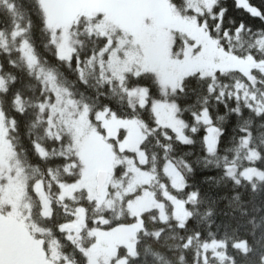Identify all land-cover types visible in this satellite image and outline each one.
Listing matches in <instances>:
<instances>
[{"label":"trees","instance_id":"1","mask_svg":"<svg viewBox=\"0 0 264 264\" xmlns=\"http://www.w3.org/2000/svg\"><path fill=\"white\" fill-rule=\"evenodd\" d=\"M170 1L180 14H192L187 0ZM246 2L259 14L237 0H216L211 8L201 5L198 22L226 51L264 61V0ZM100 20V16L82 17L72 26L76 50L70 60H63L38 0H0V109L13 122L9 140L26 176L27 221L38 229L34 237L44 256L52 260L54 246L62 257L58 264H88L87 254L95 243L93 230H111L136 221L128 206L133 194L120 199L110 189L103 204L99 195L89 199L84 189L72 198H58L61 185L81 179L82 165L71 131L64 126L50 129V110L58 93L45 81L49 74L51 82L80 108L87 107L93 122L104 110L118 118L139 120L144 132L141 148L147 158L143 168L155 176L151 189L156 199L165 201L171 213L172 205L164 196L167 190L189 209L184 224L173 218L161 220L155 209L143 212L134 237L135 254H127L129 235L117 244L118 257L127 256L126 264H205L198 259L203 244L221 241L226 257L220 261L208 252L210 263L264 264V178L237 181L227 173L229 166L238 170L256 166L264 172V72L253 69V80L241 71L216 72L212 77L196 73L185 77L180 88L164 94L151 72L133 68L122 80L113 75L108 61L124 34L120 30L110 33L108 46L109 37L95 29ZM25 46L32 51L33 66L23 55ZM139 89L146 90L144 104L131 97ZM159 100L175 101L190 141L183 142L173 130L158 125L151 105ZM205 110L219 129L214 154L206 147L207 125L199 120ZM250 149L257 152L256 159L250 158ZM168 161L183 176V189L171 185L165 172ZM124 167L117 165L114 177H120ZM37 182H42L50 199L49 216L43 214L34 188ZM80 208L84 209V227L72 232L71 240L64 226L80 220ZM239 242L246 246L237 247ZM99 258L100 264H107L103 254Z\"/></svg>","mask_w":264,"mask_h":264},{"label":"rangeland","instance_id":"2","mask_svg":"<svg viewBox=\"0 0 264 264\" xmlns=\"http://www.w3.org/2000/svg\"><path fill=\"white\" fill-rule=\"evenodd\" d=\"M38 1L59 58L70 60L76 50L77 41L72 36V26L82 17L90 19L100 16L101 20L95 25V29L109 37L108 46L112 44L110 33L120 30L124 34L119 38L108 61L113 75L122 80L124 74L133 68L151 72L156 75L164 94L180 88L185 77L196 73L203 77H212L216 72L241 71L253 80V69L264 72V61H258L250 55L240 58L226 51L209 36L204 25L198 22V15L203 12L201 5L211 8L216 0H187V9L192 11V14L185 15L180 14L170 0ZM237 2L259 14L246 0ZM177 44L178 50L175 49ZM23 55L27 63L33 66L34 56L29 47L23 48ZM51 79L52 75L45 76L50 90L58 94L50 110V129L64 126L71 131L82 165L81 179L61 185L58 198H72L76 191L84 189L89 199H98L96 176L99 171L108 173L107 183L99 196L100 204L106 202L105 198L110 189L114 197L120 199L123 195L133 194L134 197L128 206L136 221L131 225L111 230H93L91 234L95 237V243L87 254L88 264H100V254L106 257L102 260L107 264L113 259L114 264H126L128 257H118L117 244L123 241L125 236L131 235L125 247L129 256L135 254L134 237L142 225L143 212L155 209L161 220L173 218L179 224H184L189 216L187 204L165 190V199L172 205L170 213L167 203L156 199L154 190L151 189L155 176L143 168L147 158L141 148L144 132L139 120L118 118L109 110H104L96 115L95 123L89 117L87 107L80 108L67 93L65 95L52 83ZM2 88L3 80L0 77V90ZM131 97L139 104H144L147 100L146 90H134ZM151 108L159 126L170 128L183 142L190 141L186 125L178 116L175 101H155ZM199 120L207 125L206 147L210 154H214L217 150L219 129L212 125L206 110L199 116ZM12 128L13 122H8L0 109V264H58L62 257L56 248L51 246L54 250L52 260L45 257L41 243L34 237L38 229L30 226L27 221L30 212V205L26 201L27 182L9 140ZM125 152H131L135 156L129 157L124 155ZM119 153H122V156ZM257 157V152L250 149V158ZM119 164H123L125 170L116 178L115 168ZM165 172L174 188L185 187L183 176L171 161L166 163ZM227 173L237 181L264 178V172L256 166L242 170L229 166ZM34 188L41 201L43 214L49 216L50 199L43 189L42 182H37ZM79 213L81 217L77 223H68L77 229L68 230V224L64 226L71 240H74L72 232H80L84 227V209L80 208ZM236 246L244 248L246 243L239 242ZM223 247L224 243L221 241L204 243L199 253V261L214 264L209 262L208 252H211L212 257L223 261L226 257L222 251Z\"/></svg>","mask_w":264,"mask_h":264},{"label":"water","instance_id":"3","mask_svg":"<svg viewBox=\"0 0 264 264\" xmlns=\"http://www.w3.org/2000/svg\"><path fill=\"white\" fill-rule=\"evenodd\" d=\"M96 180H97V193L100 196L103 188L105 187V185L107 183L108 173L106 171H99L97 176H96ZM67 229L68 230H74L77 228L72 224H68Z\"/></svg>","mask_w":264,"mask_h":264},{"label":"snow or ice","instance_id":"4","mask_svg":"<svg viewBox=\"0 0 264 264\" xmlns=\"http://www.w3.org/2000/svg\"><path fill=\"white\" fill-rule=\"evenodd\" d=\"M181 90H183V88H181Z\"/></svg>","mask_w":264,"mask_h":264}]
</instances>
